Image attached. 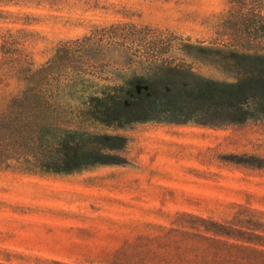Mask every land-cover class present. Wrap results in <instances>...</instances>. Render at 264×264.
I'll return each instance as SVG.
<instances>
[{
  "label": "rangeland",
  "instance_id": "obj_1",
  "mask_svg": "<svg viewBox=\"0 0 264 264\" xmlns=\"http://www.w3.org/2000/svg\"><path fill=\"white\" fill-rule=\"evenodd\" d=\"M6 38L0 264H264V0H0Z\"/></svg>",
  "mask_w": 264,
  "mask_h": 264
},
{
  "label": "trees",
  "instance_id": "obj_2",
  "mask_svg": "<svg viewBox=\"0 0 264 264\" xmlns=\"http://www.w3.org/2000/svg\"><path fill=\"white\" fill-rule=\"evenodd\" d=\"M0 53L4 54V55L14 54V51L10 47V44L8 43L7 38L4 39L0 43ZM86 81H88V80H85V79L74 80L73 84L76 87V86H78V84L82 83L83 85L82 84L81 85H82L83 89L81 90V93L85 94L86 88L88 87ZM106 97L110 98L106 95L105 96L103 95V97H97L96 96L94 98V101H97V99H99V100L100 99H106ZM80 113H82V114H88L89 113L90 114V111L86 110V108H83ZM8 117L10 118V121L5 122L4 124H3L4 119H0V141H1L2 147L10 145L14 140L18 139L20 136V133L17 131V128L19 126V120L17 119V121L14 122V119H16V118H13L12 115H9Z\"/></svg>",
  "mask_w": 264,
  "mask_h": 264
}]
</instances>
